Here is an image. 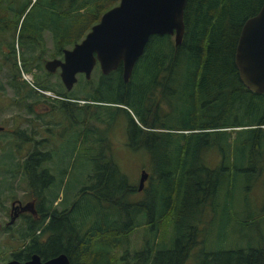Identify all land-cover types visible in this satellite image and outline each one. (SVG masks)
Masks as SVG:
<instances>
[{
	"label": "trees",
	"instance_id": "trees-1",
	"mask_svg": "<svg viewBox=\"0 0 264 264\" xmlns=\"http://www.w3.org/2000/svg\"><path fill=\"white\" fill-rule=\"evenodd\" d=\"M18 1L0 0V74L3 70L9 73L4 81L12 87V104L37 112L36 105L45 95L21 77V69L31 72L33 67L40 68L34 61L38 49L41 56L47 45L45 32L52 35V56H61L64 48L79 41L118 0H46L47 12L37 11L25 25L29 11L45 0H20L17 4ZM263 2L186 0L181 42L176 45L168 33L150 35L126 82L120 64L107 74L96 65L95 77L86 78L80 73L72 90L62 82V90L51 87L47 79L50 72L45 77L32 73L37 87L55 93L51 101L61 113L74 118L73 126L81 124L71 138V152L80 142L86 148L85 157L90 153L92 161L86 169L85 182L79 184L78 180L73 198L66 201L67 197H62L57 208L51 201L59 195L52 192L48 196L47 188L55 181L63 183L68 166L60 170L56 180L54 166L45 163L51 152L41 150L40 140L34 141L30 135L34 146L20 166L36 200L38 216H23L24 226L17 239L20 244L10 258L24 260L33 252L47 258L65 252L71 264H184L191 248L199 245L200 229L194 221L199 220L206 205L212 207V196L223 182L233 181L230 171L243 160L255 168L264 164V93L250 91L234 63L242 23ZM16 43L20 48L18 56ZM0 90L5 92L1 77ZM172 93L177 97V114L172 122L159 120L158 109L171 104L167 99ZM30 95L37 98L28 102ZM70 98L85 101L77 104ZM103 108L108 109L109 124L116 113L114 109L125 112L127 145L148 154L149 183L143 188L146 194L152 182H159L155 203L132 197L137 187L114 159L103 153L107 136L92 139L102 144L99 152L92 154L94 144L88 142L93 129L87 116L79 118L78 113L98 115ZM35 131L36 128L32 130ZM214 145L220 148V161L212 167L203 154ZM69 183L65 187H71ZM226 187L227 192L233 190L227 184ZM169 214V236L158 240L159 222ZM182 218L188 221L182 223ZM142 224L149 226L148 234L142 246L131 252L130 234ZM262 240L246 247L199 252L195 264H264ZM117 248L122 252L117 254ZM1 249L0 242V254Z\"/></svg>",
	"mask_w": 264,
	"mask_h": 264
},
{
	"label": "rangeland",
	"instance_id": "rangeland-1",
	"mask_svg": "<svg viewBox=\"0 0 264 264\" xmlns=\"http://www.w3.org/2000/svg\"><path fill=\"white\" fill-rule=\"evenodd\" d=\"M20 3V0L17 4ZM48 2L41 1L39 5H35L29 11L24 19V25L30 22V18L37 11L47 12ZM23 13V16L28 11ZM77 25V24H76ZM75 25V26H76ZM73 26V27H75ZM70 34H74L71 32ZM47 45L43 46L42 55L40 56V48L37 52V58L34 63H37L40 68L33 67L31 72L21 69V77L35 90L42 92L43 101L37 103V112L28 111L22 108L15 107L10 101L13 90L4 80L9 77V73L0 74L4 82L5 92L0 90V125L4 128L0 131V242L2 249L0 254V264H3L11 257V252L18 247L20 229L24 226L22 222L23 216L26 214L38 216L35 208V198L30 194L27 186L26 176L23 175L20 163L24 155L34 146L30 135L34 136L35 140H40L38 146L41 150H47L51 153V158L45 163L54 166L55 179L60 177V170L65 166L68 169L65 174L64 181L58 185L55 181L54 185L47 188V195L52 192L58 193L56 200L51 201V205L57 208L61 206V198L67 197L66 201L73 198L77 191L78 180L79 184L86 180V169L91 162V155L85 157L83 145L76 144V148L71 152V138L74 136L75 128L78 129L81 124L74 125V118L71 115L61 113L54 101L51 98L56 97L52 90H43L35 84L33 72H38L40 77H45L47 71L42 63V57L52 58L54 52L53 40L51 32H45ZM83 37V36H82ZM0 41L3 38L0 37ZM71 46V45H70ZM16 56L20 53V48L15 44ZM60 56V55H58ZM20 63V60H19ZM94 71V69H93ZM91 76L95 77V72ZM25 73V79L22 73ZM30 79V81L28 80ZM48 84L55 90H62L61 80L58 71L47 74ZM64 85V84H63ZM75 86L70 89L72 90ZM176 93V92H175ZM172 93V96L167 99L171 104H163L158 109L159 120H174V113L177 111L174 107V102L177 97ZM181 92L177 93L179 95ZM174 95V96H173ZM34 95L26 98V101L31 102ZM69 100L82 104L83 99ZM115 104V103H114ZM122 106L123 104H117ZM126 106V105H125ZM178 106V104H177ZM132 115V110L127 106ZM108 109L103 108L98 115H85L83 112L78 113L79 118L84 116L88 125L93 129L89 136V142L93 143L92 154L99 152L100 140L95 143L92 139L99 136H107L106 147L103 153L112 157L118 167L127 175L129 182L137 187L140 177V171L145 168L150 173L149 157L143 150H133L127 145L126 138V122L127 117L124 111L114 109L115 115L108 123ZM74 127V128H73ZM36 128L35 133L32 132ZM22 129L24 130L22 132ZM33 142V143H32ZM219 147L211 146L204 154L205 162L214 167L220 161ZM264 154V152H263ZM239 158V157H238ZM237 158V161L239 160ZM84 162H87L85 164ZM238 166L230 171L233 181L226 183V179L220 186L218 193L212 196L211 206L206 205L200 215L198 223L200 235H197L199 245L196 244L191 248L188 257L184 264H195L199 252L205 250L225 249L230 247H246L252 243H260L264 238V164L260 163L259 168L250 166L245 160L237 163ZM81 175V176H80ZM80 178V179H79ZM70 181L71 187H65V183ZM149 183V174L144 181L145 187ZM233 187V190L227 192V187ZM160 185L156 180L152 182L151 189L145 194L144 188L136 190L133 198L146 200L152 203L159 198ZM211 200V199H210ZM182 223L188 221L187 218L181 219ZM172 227L171 214L159 222L158 240L167 238ZM149 226L142 224L137 226L130 234V251L138 249L142 246L145 236L148 234ZM262 236V237H261ZM122 248H117L116 253H121ZM120 255V254H119Z\"/></svg>",
	"mask_w": 264,
	"mask_h": 264
},
{
	"label": "water",
	"instance_id": "water-1",
	"mask_svg": "<svg viewBox=\"0 0 264 264\" xmlns=\"http://www.w3.org/2000/svg\"><path fill=\"white\" fill-rule=\"evenodd\" d=\"M185 3L186 0H118L79 41L63 49L62 58H48L44 67L49 72L59 67L61 81L70 89L77 73L90 77L96 61L103 74L121 63L122 79L126 82L150 35L168 33L173 35L176 45L181 42ZM234 63L243 84L254 93H264V2L242 23ZM148 174L145 168L141 169L138 190L144 187ZM3 264H71V261L65 252L47 258L33 252L24 260L9 258Z\"/></svg>",
	"mask_w": 264,
	"mask_h": 264
},
{
	"label": "flooded vegetation",
	"instance_id": "flooded-vegetation-1",
	"mask_svg": "<svg viewBox=\"0 0 264 264\" xmlns=\"http://www.w3.org/2000/svg\"><path fill=\"white\" fill-rule=\"evenodd\" d=\"M71 47V46H70ZM53 57H59V58H62L63 57V54L61 55V56H53ZM48 58H44L43 59V64H45V61L47 60ZM120 64V66H121V63H119ZM118 64V65H119ZM96 65H98L99 66V64H98V61H96V63H95V65H94V67L96 66ZM45 66V65H44ZM93 67V68H94ZM100 68V67H99ZM121 69H122V66H121ZM59 70H60V68L59 67H57L56 68V70L55 71H58V75H59ZM55 71H53V72H55ZM92 71H93V69H92ZM92 71H91V73H92ZM101 71V70H100ZM80 73H82L84 76H85V74L83 73V72H79V73H77V75H79ZM109 73V72H108ZM90 77H91V75H90ZM89 77V78H90ZM59 78H60V75H59ZM60 80H61V78H60ZM62 82V81H61ZM63 83V82H62ZM74 85V84H73ZM73 87V86H72ZM66 88V87H65ZM67 89V88H66ZM71 89V88H70ZM70 89H68V90H70Z\"/></svg>",
	"mask_w": 264,
	"mask_h": 264
},
{
	"label": "built area",
	"instance_id": "built-area-1",
	"mask_svg": "<svg viewBox=\"0 0 264 264\" xmlns=\"http://www.w3.org/2000/svg\"><path fill=\"white\" fill-rule=\"evenodd\" d=\"M22 75H23V77L26 79L27 78V76H26V74L23 72L22 73ZM28 80V79H27ZM28 81H30V79L28 80Z\"/></svg>",
	"mask_w": 264,
	"mask_h": 264
}]
</instances>
